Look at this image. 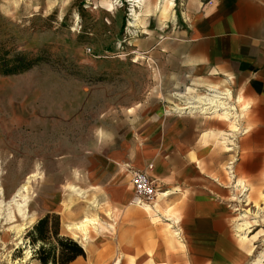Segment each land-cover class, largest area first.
I'll use <instances>...</instances> for the list:
<instances>
[{
	"label": "rangeland",
	"instance_id": "374dc122",
	"mask_svg": "<svg viewBox=\"0 0 264 264\" xmlns=\"http://www.w3.org/2000/svg\"><path fill=\"white\" fill-rule=\"evenodd\" d=\"M157 1L139 7L137 0H0V264H41L27 233L48 213L59 214L61 235L86 251L71 264H154L155 241L166 257L171 246L183 247L182 225L178 237L162 208L160 216L141 206L124 214L135 193L123 156L136 157L143 142L139 116L190 115L203 121L204 146L232 149L234 137L225 141L222 134L241 128L250 108L232 82L195 75L166 53L157 52L154 62L156 37L175 35L207 0H175L165 19ZM20 52L37 60L5 73ZM209 84L232 90L235 124L220 114L175 110L183 104L178 93L205 94ZM33 173L26 226L18 212L7 219L6 202ZM263 190L248 196L250 212L235 219L236 235L252 249L248 264H264ZM86 216L97 221L87 226V241L69 228Z\"/></svg>",
	"mask_w": 264,
	"mask_h": 264
},
{
	"label": "crops",
	"instance_id": "0c3cea01",
	"mask_svg": "<svg viewBox=\"0 0 264 264\" xmlns=\"http://www.w3.org/2000/svg\"><path fill=\"white\" fill-rule=\"evenodd\" d=\"M157 52L166 53L167 59L177 60L195 75L234 83L250 110L234 132L232 149L204 146L203 121L190 115L157 111L140 115L137 128L143 142L136 157L124 152L123 158L131 163L127 167L133 193L132 171L152 164L149 173L158 194L147 202L149 209L129 203L133 195L124 205V214L130 217L141 206L160 216L159 207L175 234L182 225L183 247L171 246L166 257L155 241L154 264H164L166 258L168 264H248L252 249L236 235L235 219L250 212L249 204H244L248 196L257 197L264 189V0H207L175 35L156 37L155 63ZM208 88L223 91L212 84ZM114 189L120 196V189ZM165 192L169 194L164 197Z\"/></svg>",
	"mask_w": 264,
	"mask_h": 264
},
{
	"label": "bare ground",
	"instance_id": "6f19581e",
	"mask_svg": "<svg viewBox=\"0 0 264 264\" xmlns=\"http://www.w3.org/2000/svg\"><path fill=\"white\" fill-rule=\"evenodd\" d=\"M134 1V0H133ZM136 1V0H135ZM137 4L139 7L144 4V0H137ZM176 5L175 0H158L156 5V10L159 12L160 18L167 17V14H169L170 10ZM136 17H139L136 15ZM139 21V19L137 20ZM141 21V20H140ZM137 23V22H136ZM133 24V23H132ZM136 25V24H135ZM140 26V25H139ZM211 88V87H210ZM214 88V87H213ZM193 90L189 88L185 93H178L177 97L180 99H183V104H174L176 111H182L190 110L192 112H197L200 114H220L223 115L226 119L232 120V122L235 124L238 120L239 114L235 111L234 106V97L233 93L230 90L227 91H218L214 89H207V93L201 94V95H193ZM244 107V106H242ZM248 105L244 109H248ZM245 112V111H244ZM225 132V131H224ZM232 132V131H230ZM234 132V131H233ZM223 139L225 141L233 142L232 137H234L233 133H224L222 134ZM228 143V142H226ZM37 174L33 173L30 176L27 177L26 181L16 190L12 198L6 202V205L8 206V217L7 219L13 220L15 218V213L18 212V214L26 219L25 225L27 226L28 223L32 219L29 218V210H28V202H29V193L32 189L33 181L36 180ZM72 187V186H71ZM74 190L81 194L83 193V189L76 188V186H73ZM0 190H2L0 188ZM73 190V191H74ZM3 193V192H2ZM169 193L165 192L164 197L167 196ZM134 200L138 205L146 206L147 209H149V201H145L143 199L133 198L129 203H135ZM152 201V200H150ZM2 201H0V204ZM169 212V211H168ZM170 213V212H169ZM88 215V214H87ZM90 216V215H89ZM169 216V215H168ZM23 219V220H24ZM96 219L93 217H87L84 218V220H81L79 224L69 225V228L75 227V229H80L83 231L85 237L84 240L87 241V226L91 223L94 224ZM97 222V221H96ZM172 226V225H171ZM23 228H25L23 226ZM178 237H181V233L178 231L175 234ZM246 235V234H245ZM22 243L21 238L18 239L17 244ZM120 260V259H119ZM118 262V260H117ZM116 262V263H117ZM120 262V261H119Z\"/></svg>",
	"mask_w": 264,
	"mask_h": 264
},
{
	"label": "trees",
	"instance_id": "16d2710c",
	"mask_svg": "<svg viewBox=\"0 0 264 264\" xmlns=\"http://www.w3.org/2000/svg\"><path fill=\"white\" fill-rule=\"evenodd\" d=\"M26 53L20 52L11 59L12 67L5 73H14L19 68L30 67L34 60L26 59ZM7 61H10L8 59ZM9 63V62H8ZM9 65L6 64V67ZM61 218L59 214L48 213L41 217L27 233L32 245H37L35 257L41 264H71L80 256H86L84 247L75 239L61 235Z\"/></svg>",
	"mask_w": 264,
	"mask_h": 264
},
{
	"label": "built area",
	"instance_id": "2783aa9c",
	"mask_svg": "<svg viewBox=\"0 0 264 264\" xmlns=\"http://www.w3.org/2000/svg\"><path fill=\"white\" fill-rule=\"evenodd\" d=\"M152 167L153 165L150 164L147 169L132 171L131 180L135 191L134 199L136 197L145 201H150L157 196L158 189L156 181L152 179L149 173ZM134 202L136 203L135 200Z\"/></svg>",
	"mask_w": 264,
	"mask_h": 264
}]
</instances>
